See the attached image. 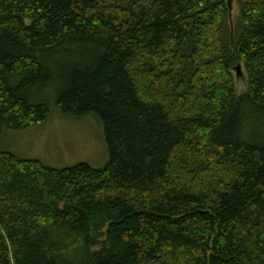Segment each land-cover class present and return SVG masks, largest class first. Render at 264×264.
I'll return each instance as SVG.
<instances>
[{
    "label": "trees",
    "instance_id": "obj_1",
    "mask_svg": "<svg viewBox=\"0 0 264 264\" xmlns=\"http://www.w3.org/2000/svg\"><path fill=\"white\" fill-rule=\"evenodd\" d=\"M237 1L0 0V136L54 102L109 154L0 146V264H264V0Z\"/></svg>",
    "mask_w": 264,
    "mask_h": 264
},
{
    "label": "rangeland",
    "instance_id": "obj_2",
    "mask_svg": "<svg viewBox=\"0 0 264 264\" xmlns=\"http://www.w3.org/2000/svg\"><path fill=\"white\" fill-rule=\"evenodd\" d=\"M233 20H237L239 2L234 0ZM237 93L248 88L243 74L233 71ZM0 146L22 158L38 159L46 165L63 168L88 162L103 168L109 160L104 129L94 114L76 117L64 115L54 102L49 119L24 130L5 132L0 136Z\"/></svg>",
    "mask_w": 264,
    "mask_h": 264
},
{
    "label": "water",
    "instance_id": "obj_3",
    "mask_svg": "<svg viewBox=\"0 0 264 264\" xmlns=\"http://www.w3.org/2000/svg\"><path fill=\"white\" fill-rule=\"evenodd\" d=\"M233 4H234V0H227V5H228V8H229L230 18L231 19H232V14H233V9H234V5ZM235 70L237 71V74L239 76L243 74V68H242L241 64L237 65Z\"/></svg>",
    "mask_w": 264,
    "mask_h": 264
}]
</instances>
